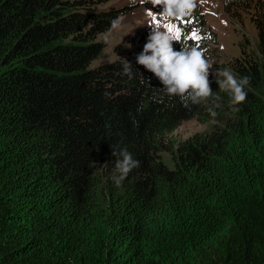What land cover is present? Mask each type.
<instances>
[{"label": "trees", "instance_id": "obj_1", "mask_svg": "<svg viewBox=\"0 0 264 264\" xmlns=\"http://www.w3.org/2000/svg\"><path fill=\"white\" fill-rule=\"evenodd\" d=\"M110 1L0 0V264H264V67L234 68L243 103L210 85L185 107L137 63L143 33L93 63L139 3ZM223 2L252 11L264 55V0ZM190 119L209 127L172 138ZM122 149L139 167L117 185Z\"/></svg>", "mask_w": 264, "mask_h": 264}, {"label": "rangeland", "instance_id": "obj_2", "mask_svg": "<svg viewBox=\"0 0 264 264\" xmlns=\"http://www.w3.org/2000/svg\"><path fill=\"white\" fill-rule=\"evenodd\" d=\"M125 1L139 3L119 17L118 28H110L99 35L104 48L93 63L107 61L124 53L139 32L149 37L154 30H159L167 32L172 37H178L179 42L182 41L186 47L203 52L205 60L212 65L208 76L210 85L218 90L223 89L218 83L224 79L221 75L223 71L230 70L234 74L236 66L248 61L256 63L258 61L261 67H264V55L257 51V32L250 15L252 11H242L238 16L229 15L223 0H195L196 12L204 21L203 26L189 17V14L165 17L163 6L145 0H111L108 4L118 5ZM206 30L213 35L211 39L201 36ZM208 127L209 124L198 119L186 120L173 132L172 138L185 139L194 133L205 132ZM160 158L169 167L173 166L169 152H161ZM109 178L115 180L116 177L110 174ZM98 181L101 182L97 185V201L104 204L109 179L106 175H101Z\"/></svg>", "mask_w": 264, "mask_h": 264}, {"label": "clouds", "instance_id": "obj_3", "mask_svg": "<svg viewBox=\"0 0 264 264\" xmlns=\"http://www.w3.org/2000/svg\"><path fill=\"white\" fill-rule=\"evenodd\" d=\"M152 3L163 6L165 17L186 15L195 6V0H152ZM119 25V18L112 21L113 29L118 28ZM171 41L172 36L167 32L154 30L149 35L143 51L137 56V63L153 73L163 84L169 97H179L185 107H188L189 103L205 102L212 96L208 79L212 65L205 60L201 50L182 47L180 51H175ZM125 73L131 75L128 62ZM221 75L224 79L218 82L219 86L230 92L231 103L233 105L243 103L247 97L244 89L249 84V78L242 77L238 80L230 70L223 71ZM113 155L117 153L113 151ZM118 155L122 159L116 165L120 173V176L115 178L117 185L128 176L130 171L139 167V161L133 159L127 150H120Z\"/></svg>", "mask_w": 264, "mask_h": 264}, {"label": "snow or ice", "instance_id": "obj_4", "mask_svg": "<svg viewBox=\"0 0 264 264\" xmlns=\"http://www.w3.org/2000/svg\"><path fill=\"white\" fill-rule=\"evenodd\" d=\"M172 40H174V41H178L179 38H178V37H172Z\"/></svg>", "mask_w": 264, "mask_h": 264}]
</instances>
